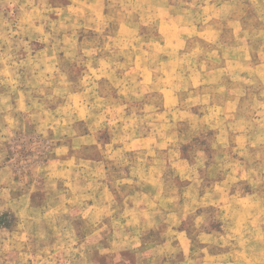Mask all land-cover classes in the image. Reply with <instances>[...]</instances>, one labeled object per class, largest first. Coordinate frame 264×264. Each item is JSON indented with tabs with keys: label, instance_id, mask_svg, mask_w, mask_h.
Returning a JSON list of instances; mask_svg holds the SVG:
<instances>
[{
	"label": "rangeland",
	"instance_id": "1",
	"mask_svg": "<svg viewBox=\"0 0 264 264\" xmlns=\"http://www.w3.org/2000/svg\"><path fill=\"white\" fill-rule=\"evenodd\" d=\"M227 1L0 0V217L10 222L0 264H264V209L253 203L263 178L220 136L232 112L202 104L210 96L220 106L235 83L246 95L262 89L245 72L264 59L262 2L220 12ZM161 89L179 106L156 118ZM161 120L153 156L106 161L116 217L92 222L80 184L71 191L46 168L61 143L70 157L98 160L105 144L146 136ZM92 130L96 144L77 148L73 139ZM128 203L146 205V217L121 223Z\"/></svg>",
	"mask_w": 264,
	"mask_h": 264
},
{
	"label": "crops",
	"instance_id": "2",
	"mask_svg": "<svg viewBox=\"0 0 264 264\" xmlns=\"http://www.w3.org/2000/svg\"><path fill=\"white\" fill-rule=\"evenodd\" d=\"M235 1L237 2L240 0H228L226 3L221 4L218 7V10L222 12L227 8H234L232 5L235 3ZM253 1L259 4H261L262 2L260 6H262L263 8H261V13L259 14H261V16H264V0ZM234 20L236 22V26H232V30L241 31V29H243L241 23L237 19ZM260 25L264 30V18L260 19ZM34 29H37L35 30L36 32H40L39 27L36 26ZM209 41L215 42L214 40ZM245 45L248 46V42L246 41V39L241 40L240 43L236 44V46L242 47ZM260 47H264V41L260 42ZM258 58V61L254 63L255 65L248 67V69L245 71L248 72L247 76H256V81H258L257 83L262 86V89L260 92H258V94L246 95L243 92L242 87L240 86H243V84L235 83L234 87L231 89L222 87V89H228L229 91H227L226 94H223L224 99L219 103L220 106H216L215 99L211 98L210 96L208 97V100H204L202 104L206 106L204 110L207 111L208 114L210 113V107H216L222 112H232V119L234 121L232 123H227L226 121H224V124L222 123V127L225 128L226 131H220V136L226 135L228 139V136L230 135L233 140L237 141L238 146L236 147V149L239 156L238 159H244L243 165L246 170L254 171V173L255 170H259V173L263 178L262 188L264 193V59H261V57ZM250 61L251 58L250 56H248L241 61H234V63H247ZM242 74L244 73H241V75ZM241 75L239 77L232 78L231 80L242 81L243 78L241 77ZM157 92H159L161 95L163 94L164 102L160 105V107L159 105H155L150 109L154 111V116L156 118H162L165 117L166 108L171 109L174 106L178 107L179 104L175 100L172 105H169V100H173L170 98L173 93L164 91V89L157 90ZM166 94L169 96V98ZM20 99L18 100V110H25L22 109V99ZM246 102L248 103V105H246ZM147 108L148 106H146L144 111H146ZM171 120H174L176 122L175 118H172ZM163 121L164 120H161L159 122L156 121L155 123L149 125L151 128L149 130L150 133L136 140L125 138L124 140L118 141L115 139L114 141H111V143L105 144L104 147L110 148V151L107 152V156H104L98 160H91L88 158L76 159L74 157H70V145L68 144L66 146L64 143H61L55 149V156L53 158L54 160L49 161L48 164H46V168L51 169L52 172L58 176V178L67 180V182H65L66 186H68L71 191H76L75 187H78V185L80 184V186L82 187V195L79 197H81L82 200L84 198V201H82V211L84 212V216L87 218L89 217L92 222H99L100 219L104 217H116L118 215L116 202L114 201V195L112 194L105 178V176L109 174V168L106 161L113 160L114 156H117L118 153L120 154L122 152L126 154L127 152L135 150L145 151L141 153L136 152V154L144 157L145 159H148L149 156H153V154L150 155V153L146 151H149L151 147L159 149L158 147L161 144L162 136L159 133L158 128L160 125H163ZM121 122H123L122 119L116 121V126H118V128L122 127ZM234 126L238 127L237 131L232 130ZM39 127L47 129L49 128L51 130L54 129L53 126L45 127V125H40ZM62 134L70 136V134H68L66 131H64V133ZM95 134L96 132L92 130L89 133L77 136L76 139H73V142L74 144L75 142L78 144L77 148L94 145L96 144V142L94 141ZM112 154L113 156H111ZM157 163L158 162L156 161L155 164ZM179 163L183 164L182 161H180ZM90 166L97 167L94 171H99L100 177H95L96 173L94 172L90 173ZM102 172H104L105 174L104 177L101 176ZM74 174L76 175L75 179L67 177ZM91 175L92 177H90ZM142 195L144 196L141 198L146 199V195ZM253 199L254 204L262 206V208L264 209L263 196L259 198L261 201L259 200L258 203L256 202L255 198ZM146 209V205L134 204L132 206V203H128L124 205V214H121V216L117 218L121 223H124V225L133 224L134 222H137V215L146 217ZM241 251L242 250L238 252Z\"/></svg>",
	"mask_w": 264,
	"mask_h": 264
},
{
	"label": "trees",
	"instance_id": "3",
	"mask_svg": "<svg viewBox=\"0 0 264 264\" xmlns=\"http://www.w3.org/2000/svg\"><path fill=\"white\" fill-rule=\"evenodd\" d=\"M8 215H4L0 217V229L8 228L10 226V222L7 220Z\"/></svg>",
	"mask_w": 264,
	"mask_h": 264
}]
</instances>
